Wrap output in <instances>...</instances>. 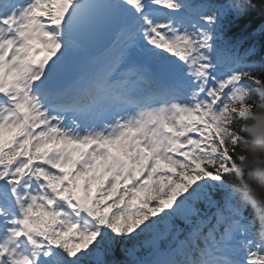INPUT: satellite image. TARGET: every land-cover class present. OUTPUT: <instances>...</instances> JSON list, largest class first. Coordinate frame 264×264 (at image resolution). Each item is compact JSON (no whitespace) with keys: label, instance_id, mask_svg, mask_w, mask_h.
I'll return each instance as SVG.
<instances>
[{"label":"snow or ice","instance_id":"obj_1","mask_svg":"<svg viewBox=\"0 0 264 264\" xmlns=\"http://www.w3.org/2000/svg\"><path fill=\"white\" fill-rule=\"evenodd\" d=\"M253 11L0 0V264H264L237 151L264 63L221 28Z\"/></svg>","mask_w":264,"mask_h":264},{"label":"clouds","instance_id":"obj_2","mask_svg":"<svg viewBox=\"0 0 264 264\" xmlns=\"http://www.w3.org/2000/svg\"><path fill=\"white\" fill-rule=\"evenodd\" d=\"M256 108L249 113V119L241 127L245 130V138L248 143L241 144V152L251 153V159L247 154L243 162V168L246 173L244 184L249 190L250 196H255L264 203V159H261V153H264V97L255 101ZM261 125L258 137L252 136V130L257 124Z\"/></svg>","mask_w":264,"mask_h":264},{"label":"trees","instance_id":"obj_3","mask_svg":"<svg viewBox=\"0 0 264 264\" xmlns=\"http://www.w3.org/2000/svg\"><path fill=\"white\" fill-rule=\"evenodd\" d=\"M206 3H215V4H226L228 0H206ZM221 28L224 34L225 42L229 43H238L243 44V41L247 39H252L261 47L259 52L262 53V58L264 59V18L261 17L258 11H253L250 15L234 18L233 16H228L221 21ZM258 100V97L256 98ZM255 110V109H254ZM241 154H247L249 159H251V153L241 152V149H237ZM261 159H264V153H261ZM264 168V166H261ZM228 182L233 184V186H239V182L234 179L228 177ZM203 210V206H201ZM214 211V210H209ZM245 215H247L250 219L254 218V212L251 207L245 209ZM177 223L180 224V227H184V224L180 221ZM260 224L257 221L255 223V230L259 231ZM183 238V236L181 237ZM118 258H123L122 254H117Z\"/></svg>","mask_w":264,"mask_h":264},{"label":"water","instance_id":"obj_4","mask_svg":"<svg viewBox=\"0 0 264 264\" xmlns=\"http://www.w3.org/2000/svg\"><path fill=\"white\" fill-rule=\"evenodd\" d=\"M110 44V38L106 35H102L95 43V50L100 52L108 47Z\"/></svg>","mask_w":264,"mask_h":264}]
</instances>
